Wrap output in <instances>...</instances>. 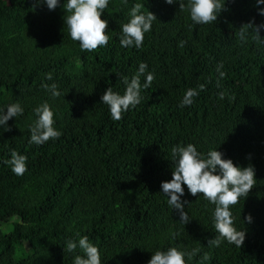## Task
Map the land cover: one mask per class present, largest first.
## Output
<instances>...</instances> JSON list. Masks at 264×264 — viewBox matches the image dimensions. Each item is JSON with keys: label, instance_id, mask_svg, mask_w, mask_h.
I'll return each instance as SVG.
<instances>
[{"label": "trees", "instance_id": "trees-1", "mask_svg": "<svg viewBox=\"0 0 264 264\" xmlns=\"http://www.w3.org/2000/svg\"><path fill=\"white\" fill-rule=\"evenodd\" d=\"M66 3L50 10L44 0H0V110L17 102L24 109L7 121L10 131L0 126V264H74L85 254L66 246L83 236L101 264H148L172 247L199 249L186 264H264V28L260 40L251 30L240 38L243 25L264 24V4L221 0L215 22L195 24L189 0H109L101 15L108 44L82 51L65 23ZM137 3L157 20L141 48L122 47ZM141 63V84L149 72L155 78L140 104L115 121L101 97L109 87L123 95L122 77L130 82ZM44 84H56L61 95ZM188 89L199 94L181 107ZM45 102L62 135L36 145L34 110ZM187 144L205 158L217 150L235 166L254 168L255 185L230 206L234 227L245 231L240 248L226 240L208 245L219 235L216 205L202 194L182 185L187 224L169 207L161 183L172 179V148ZM13 151L27 157L22 176L5 163Z\"/></svg>", "mask_w": 264, "mask_h": 264}, {"label": "clouds", "instance_id": "clouds-1", "mask_svg": "<svg viewBox=\"0 0 264 264\" xmlns=\"http://www.w3.org/2000/svg\"><path fill=\"white\" fill-rule=\"evenodd\" d=\"M50 10L58 6V0H44ZM174 0H166V3L172 4ZM109 0H67L64 5L66 11L70 13L65 23L69 28V33L74 41L80 43L82 51H93L98 47L106 46L109 42V36L105 30L108 27L106 20L101 19L102 12L107 8ZM257 5L264 4V0H256ZM180 9L185 8L183 2L180 3ZM143 5L137 3L130 11V21L123 25L120 44L122 47L141 48L144 41L145 33L149 32L153 21L157 20L156 16L149 12L144 14L141 9ZM190 18L195 24H209L217 20L218 14L224 10V3L221 0H189ZM260 14L264 15V9H260ZM264 28V24L255 25L249 22L240 29V38L243 40L247 30L255 33V38L260 40L259 32ZM181 47L183 42H181ZM223 64H219L216 71L219 77L223 78L226 73L221 71ZM147 65L141 63L137 74L130 82L127 77H122L126 90L123 95L113 92L109 87L102 95L103 104L109 106L111 117L115 121L122 119V113L127 112L130 107L135 108L140 104L143 97L141 90L151 86L154 80V74L149 72L146 80L141 84L140 77L145 74ZM47 79H52V74H47ZM44 88L51 91L53 97H59L61 93L57 90V85H43ZM205 85H199V90L203 91ZM197 89H188L181 102V107L190 106L193 98L198 95ZM225 93H219L222 100ZM24 109L21 105L13 103L7 106V112L0 110V126H5L6 131L11 129L7 127V121L13 117L23 114ZM38 116L35 125L31 128L30 143L42 145L50 139H59L62 133L54 128V113L47 102L37 107L35 110ZM172 155L175 159V167L172 173L171 181L161 183L162 193L168 197L167 203L172 209L180 211V222L187 224L190 220L184 211V204L187 201H181L184 195L186 185L191 195L202 194L205 199L215 204L213 222L216 232L219 234L208 241L209 246L219 247L223 241L234 244L240 248L245 240V231H238L234 227L235 217L230 211V206L239 203L241 197L246 198L250 190L255 185V172L252 166L238 167L235 166L231 159H223V153L217 150H210L207 157H203L197 151L196 146L187 144L186 146H177L172 148ZM27 157L13 151L11 159L5 161L11 166L14 174L22 176L26 168ZM247 222L252 221L249 214ZM79 247L84 256L76 255L74 264H101L99 249L89 242L87 236L79 238L78 244L75 241H69L66 246L68 252H73ZM199 249H193L191 252L180 251L175 247L167 251H156L151 257L148 264H186L185 257L191 259ZM203 259H209L207 254Z\"/></svg>", "mask_w": 264, "mask_h": 264}, {"label": "rangeland", "instance_id": "rangeland-1", "mask_svg": "<svg viewBox=\"0 0 264 264\" xmlns=\"http://www.w3.org/2000/svg\"><path fill=\"white\" fill-rule=\"evenodd\" d=\"M14 221H16V218H13L11 222H14Z\"/></svg>", "mask_w": 264, "mask_h": 264}]
</instances>
